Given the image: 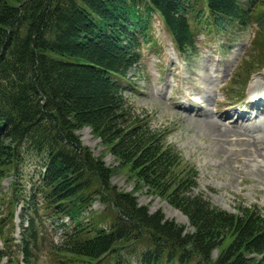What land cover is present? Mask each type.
<instances>
[{
	"label": "trees",
	"instance_id": "1",
	"mask_svg": "<svg viewBox=\"0 0 264 264\" xmlns=\"http://www.w3.org/2000/svg\"><path fill=\"white\" fill-rule=\"evenodd\" d=\"M158 22L188 58L202 34L264 28V0H0V187L11 178L0 232L11 226L2 237L15 264H37L48 245L52 264H264L261 208L232 213L195 194L196 169L131 114L128 75L156 45ZM84 125L194 231L113 185L76 134ZM97 199L105 211L86 215ZM48 224L62 229L59 243L47 241Z\"/></svg>",
	"mask_w": 264,
	"mask_h": 264
},
{
	"label": "rangeland",
	"instance_id": "2",
	"mask_svg": "<svg viewBox=\"0 0 264 264\" xmlns=\"http://www.w3.org/2000/svg\"><path fill=\"white\" fill-rule=\"evenodd\" d=\"M7 2L14 4V0ZM156 25V45L147 48L141 65L128 75L133 86L124 91V96L131 114L149 117L151 128L166 132L167 143L181 152L184 165L196 169L195 194H203L213 205L232 213L238 212L240 206L255 204L264 214V104L253 105V101L264 103V28L252 24L247 29H231L228 34L233 38L202 34L198 38V54L186 58L178 55L161 23ZM241 91L246 100L235 102L234 96H239ZM238 106L250 110L262 108L254 112L261 117L250 112L246 116L248 120L235 122L229 111ZM207 120L220 123L221 129L246 130L245 135L231 132L225 140L212 137L202 125ZM76 134L82 144L111 169V182L120 191L133 194L139 204L147 206L151 212L162 211L167 219L185 226L188 232L194 231L188 218L140 181L128 165L121 164L90 126H82ZM10 181L11 178H6L1 182L0 198H4L0 199L1 203L9 196ZM104 211V205L97 199L84 213L98 216ZM18 212L19 209L14 220L16 225L19 224ZM53 228L48 224L47 241L59 243L62 229ZM11 231L8 225L0 232V249L5 253L0 264L16 263L17 249L8 248L2 237L3 234L11 236ZM17 232L15 238L19 237V229ZM230 241L231 238H227L213 252L214 259ZM48 247L37 264H52ZM72 264L82 263L78 260Z\"/></svg>",
	"mask_w": 264,
	"mask_h": 264
},
{
	"label": "bare ground",
	"instance_id": "3",
	"mask_svg": "<svg viewBox=\"0 0 264 264\" xmlns=\"http://www.w3.org/2000/svg\"><path fill=\"white\" fill-rule=\"evenodd\" d=\"M203 109H201L202 111ZM196 116V115H195ZM205 117V116H204ZM206 120V119H205ZM220 121V120H219ZM201 122V121H198ZM221 122V121H220ZM220 123L216 122V121H212V120H207L205 122H202V125H204L205 130L208 134L213 136H217L218 138H223L225 140V138H227V136L229 135V133L231 132H235L236 134H244L245 135V131H240V130H232V129H227L226 127L224 129L220 128ZM224 126V125H223ZM222 127V126H221ZM240 129V128H239ZM243 136V135H240ZM223 141V140H222Z\"/></svg>",
	"mask_w": 264,
	"mask_h": 264
}]
</instances>
